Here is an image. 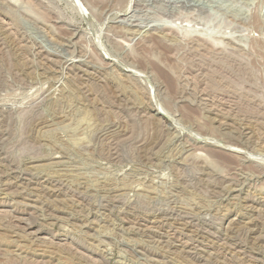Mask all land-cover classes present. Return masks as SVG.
Here are the masks:
<instances>
[{
  "label": "rangeland",
  "instance_id": "374dc122",
  "mask_svg": "<svg viewBox=\"0 0 264 264\" xmlns=\"http://www.w3.org/2000/svg\"><path fill=\"white\" fill-rule=\"evenodd\" d=\"M0 264H264V0H0Z\"/></svg>",
  "mask_w": 264,
  "mask_h": 264
},
{
  "label": "bare ground",
  "instance_id": "6f19581e",
  "mask_svg": "<svg viewBox=\"0 0 264 264\" xmlns=\"http://www.w3.org/2000/svg\"><path fill=\"white\" fill-rule=\"evenodd\" d=\"M163 73V72H162ZM171 84V83H170ZM160 113V112H159ZM161 114V113H160Z\"/></svg>",
  "mask_w": 264,
  "mask_h": 264
}]
</instances>
